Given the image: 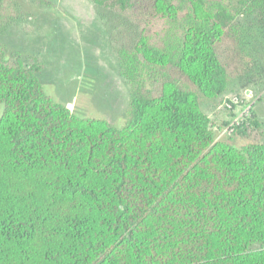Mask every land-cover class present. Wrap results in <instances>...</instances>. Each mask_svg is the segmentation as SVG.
<instances>
[{
    "label": "trees",
    "instance_id": "16d2710c",
    "mask_svg": "<svg viewBox=\"0 0 264 264\" xmlns=\"http://www.w3.org/2000/svg\"><path fill=\"white\" fill-rule=\"evenodd\" d=\"M90 1L129 87L122 128L45 92L42 62L1 42L24 13L0 0V264H264V142L218 140L203 110L264 77V0Z\"/></svg>",
    "mask_w": 264,
    "mask_h": 264
},
{
    "label": "rangeland",
    "instance_id": "374dc122",
    "mask_svg": "<svg viewBox=\"0 0 264 264\" xmlns=\"http://www.w3.org/2000/svg\"><path fill=\"white\" fill-rule=\"evenodd\" d=\"M18 2L24 19L1 36L9 53L36 57L42 62L39 78L55 102L78 117L103 119L122 128L127 120L129 87L120 75L104 20L92 2ZM254 47L256 55L264 58V37H259ZM226 99L236 104L234 109L203 105L204 112L214 122L217 139L238 148L264 142V77L251 83L234 82ZM2 111L0 106V116ZM252 115L260 124L258 128H250L245 135L229 132V123Z\"/></svg>",
    "mask_w": 264,
    "mask_h": 264
},
{
    "label": "built area",
    "instance_id": "2783aa9c",
    "mask_svg": "<svg viewBox=\"0 0 264 264\" xmlns=\"http://www.w3.org/2000/svg\"><path fill=\"white\" fill-rule=\"evenodd\" d=\"M230 109L232 108L231 106H228ZM237 121V120H236ZM233 126V124H232ZM229 132L232 133L233 132V129H229Z\"/></svg>",
    "mask_w": 264,
    "mask_h": 264
}]
</instances>
